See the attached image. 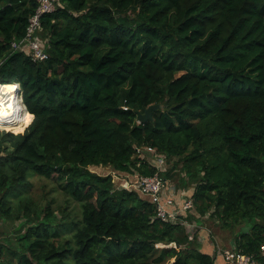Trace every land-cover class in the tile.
<instances>
[{
	"label": "trees",
	"instance_id": "trees-1",
	"mask_svg": "<svg viewBox=\"0 0 264 264\" xmlns=\"http://www.w3.org/2000/svg\"><path fill=\"white\" fill-rule=\"evenodd\" d=\"M60 3L42 20L48 58L34 62L12 43L38 1L0 0V84L19 82L34 117L24 132L0 128V221L20 223L0 237V264H217L213 233L191 240L139 191L90 169L170 184L156 155L194 186L188 220L239 227L236 251L264 264V0ZM147 147L152 157L137 151ZM36 176L78 211L40 205Z\"/></svg>",
	"mask_w": 264,
	"mask_h": 264
},
{
	"label": "built area",
	"instance_id": "built-area-1",
	"mask_svg": "<svg viewBox=\"0 0 264 264\" xmlns=\"http://www.w3.org/2000/svg\"><path fill=\"white\" fill-rule=\"evenodd\" d=\"M38 7L34 15L29 20L27 27V34L20 42H13L12 46L15 49L26 52L34 62H41L48 58V40L43 38V17L47 14L54 13L60 6V0H37ZM138 153L144 154L155 153V149L147 147L145 150L137 148ZM155 164L160 170H165L167 165L166 158L161 155H156V159H153ZM135 190L155 204L156 206V218L163 222H170L172 224H180L187 228L188 234L191 230L188 226L195 225L198 227L195 221H189L186 217L187 214H193L195 210V202L193 196L184 192L175 190L167 180L161 175L160 172L150 177L138 176L133 182ZM186 193V194H185ZM203 231V230H202ZM198 231H193L192 235H189L193 240ZM201 233V231H200ZM204 236H200V239ZM202 240V241H203ZM216 258H223L227 263L231 264H261L253 256L236 251L235 247L230 248H216ZM1 260V252H0Z\"/></svg>",
	"mask_w": 264,
	"mask_h": 264
},
{
	"label": "rangeland",
	"instance_id": "rangeland-1",
	"mask_svg": "<svg viewBox=\"0 0 264 264\" xmlns=\"http://www.w3.org/2000/svg\"><path fill=\"white\" fill-rule=\"evenodd\" d=\"M17 98L18 101L23 103V96H22V92L20 90H18L17 93ZM23 106L26 108V106L23 103ZM22 115L20 117H15V116H11L15 119H20L18 121H21L22 123H20L19 125L13 126L11 128H5V127H0L1 129H5V130H10V129H15V128H20L23 127L25 121H22L21 119L24 116V113H21ZM26 117V116H25ZM16 133H20V132H16ZM154 155V154H153ZM151 154V157L153 156ZM151 162H154L153 159L150 158ZM175 167V160H170L169 163L167 165H165V168H170L173 169L172 171H174V173L172 172L171 176L173 177V181L170 182V185L177 191H181L184 192L186 191L187 193L190 191H192V189H194V186L190 187H185L183 181L187 179L186 175L184 172H181V170L179 169H174ZM181 167V166H180ZM179 167V168H180ZM90 169L94 172H97L98 174H101L103 176L106 175H113L114 177V181L116 183V185L119 188H127L129 190L134 188V184H132L133 182H135L137 175L134 174H126V176L123 177V175H121L120 177L117 176V173L113 172V169L110 167H103V166H99V167H90ZM184 186V187H183ZM53 186L49 185V182L46 181L45 179H42L40 177H34L33 178V188L31 190V194L33 195V197H35V200L40 203V205L45 206L50 200H54L55 203L53 204L54 207H56L57 213L61 212V210L58 209V207H60L61 209H64L66 207H68L67 209L73 210V211H78L79 209V205L74 202V201H70L68 203L67 197L64 195V193L61 192H52ZM181 188V189H180ZM189 192V193H190ZM186 194V193H185ZM17 201V200H15ZM193 214H197L196 210L193 211ZM199 217V215H197ZM203 223L201 225L195 226H188L191 230L198 231V235L200 236V231L202 230H206L208 233H213L214 234V239H215V243H216V248H230V247H235V231H238L240 228L239 227H235L234 229L231 228H224L221 224H219V222H216L213 218H211L209 215L204 216L202 218ZM19 222H11V221H0V237L1 239L5 236H9V237H13V233L15 231V229H17L19 227ZM193 231H190L189 235H192ZM4 234V235H3ZM211 236V235H210ZM4 237V238H5ZM3 240V239H2ZM203 238L200 239V241H202ZM3 243L7 244L8 242H5L3 240ZM219 262V260H218ZM217 262V263H218Z\"/></svg>",
	"mask_w": 264,
	"mask_h": 264
},
{
	"label": "bare ground",
	"instance_id": "bare-ground-1",
	"mask_svg": "<svg viewBox=\"0 0 264 264\" xmlns=\"http://www.w3.org/2000/svg\"><path fill=\"white\" fill-rule=\"evenodd\" d=\"M0 85H10V84H0ZM18 88H13L10 92H5L3 88H0V127H5L6 129L11 128L13 126L19 125L22 123L21 121H18L20 119H15L11 116H17L20 117L22 112L24 113L22 121L26 120L27 115H30V113L27 111V109L23 106V103L18 101L17 93ZM8 97H11L12 100L10 101ZM12 103V108H8L7 104Z\"/></svg>",
	"mask_w": 264,
	"mask_h": 264
},
{
	"label": "clouds",
	"instance_id": "clouds-1",
	"mask_svg": "<svg viewBox=\"0 0 264 264\" xmlns=\"http://www.w3.org/2000/svg\"><path fill=\"white\" fill-rule=\"evenodd\" d=\"M18 87H20V84H19V82H13L12 84H10V85H0V88H3V90L5 91V92H10L13 88H18ZM8 99L11 101L12 100V98L11 97H8ZM12 103L10 102V103H8L7 104V107L8 108H12ZM33 116L32 115H27L26 116V123L24 124V126L23 127H20V128H15V129H12L14 132H23L24 131V128L25 127H27V124L28 123H31V121L33 120Z\"/></svg>",
	"mask_w": 264,
	"mask_h": 264
},
{
	"label": "water",
	"instance_id": "water-1",
	"mask_svg": "<svg viewBox=\"0 0 264 264\" xmlns=\"http://www.w3.org/2000/svg\"><path fill=\"white\" fill-rule=\"evenodd\" d=\"M161 108V104L151 105L149 106L144 113H139V122L143 123L147 120L153 118V111ZM24 132V131H23Z\"/></svg>",
	"mask_w": 264,
	"mask_h": 264
},
{
	"label": "crops",
	"instance_id": "crops-1",
	"mask_svg": "<svg viewBox=\"0 0 264 264\" xmlns=\"http://www.w3.org/2000/svg\"><path fill=\"white\" fill-rule=\"evenodd\" d=\"M219 262L217 264H231V263H227L225 260H222L221 258H218Z\"/></svg>",
	"mask_w": 264,
	"mask_h": 264
}]
</instances>
